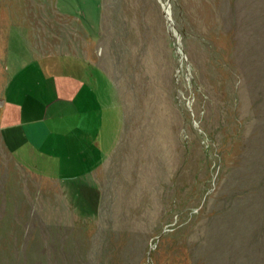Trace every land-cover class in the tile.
Listing matches in <instances>:
<instances>
[{
  "label": "rangeland",
  "instance_id": "rangeland-1",
  "mask_svg": "<svg viewBox=\"0 0 264 264\" xmlns=\"http://www.w3.org/2000/svg\"><path fill=\"white\" fill-rule=\"evenodd\" d=\"M80 7L72 20L52 0H0V264H264V0ZM54 53L86 58L97 93L48 92L58 151L29 157L2 91ZM95 100L98 135L75 115Z\"/></svg>",
  "mask_w": 264,
  "mask_h": 264
},
{
  "label": "crops",
  "instance_id": "crops-1",
  "mask_svg": "<svg viewBox=\"0 0 264 264\" xmlns=\"http://www.w3.org/2000/svg\"><path fill=\"white\" fill-rule=\"evenodd\" d=\"M86 0H52L56 11L67 17H71L72 20H81L80 17H86L84 11L80 10V6L85 5ZM99 8L101 9V0H98ZM80 7V8H79ZM63 60H59L60 54H47L44 56H38L35 58H29L30 61L25 59L20 65L21 72L25 70H31V72L21 73V79L13 77L11 81L5 83V88L2 91L4 111L2 114V122L8 129L10 136V144L13 147H19L25 149V152L29 157H35L38 153L43 154L42 151L47 152L58 151V144L50 141V135L53 133L51 120L53 115L45 119L47 116L42 115V112L49 107L48 104H44L43 97L51 92L52 89L65 99L66 101L74 102L80 95L86 97L97 93L96 89H90L87 86L88 80L86 76L85 63L87 59L84 57H76L74 55H61ZM83 62V63H82ZM30 66H33L30 68ZM68 67L69 72H64ZM98 70L102 71L107 79L111 82L113 87L114 105L119 110L120 122H121V107L118 92L114 86L113 81L110 79L106 71L96 64ZM10 82V83H9ZM10 85H13L10 91ZM10 94L12 96L10 97ZM20 98V100H17ZM96 105L91 110L85 109L77 111L75 114L77 122H83V127L88 129L89 125L92 126L91 130L96 126H99L101 122V105H98V101L95 100ZM53 123H55L53 121ZM88 126V127H87ZM72 129H69L65 134H71ZM98 135L96 129L94 130ZM121 131V124H120ZM118 138L114 145V148L118 142ZM90 141V140H89ZM92 145L95 148L100 145V138H93ZM46 147H49L46 149ZM113 148V149H114ZM54 154H44L43 157L48 158L49 163L54 159ZM68 155L65 156L66 160ZM85 159V157H83ZM106 159V158H105ZM100 162L98 166L101 165ZM96 169V168H95ZM94 169V170H95Z\"/></svg>",
  "mask_w": 264,
  "mask_h": 264
},
{
  "label": "water",
  "instance_id": "water-1",
  "mask_svg": "<svg viewBox=\"0 0 264 264\" xmlns=\"http://www.w3.org/2000/svg\"><path fill=\"white\" fill-rule=\"evenodd\" d=\"M164 14H165L166 19L169 22V24L173 27V21H172V19L170 17V11H169L168 7H165Z\"/></svg>",
  "mask_w": 264,
  "mask_h": 264
}]
</instances>
